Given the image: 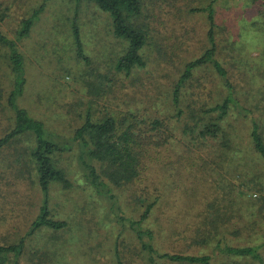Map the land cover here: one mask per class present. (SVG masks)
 Masks as SVG:
<instances>
[{"label": "rangeland", "instance_id": "rangeland-1", "mask_svg": "<svg viewBox=\"0 0 264 264\" xmlns=\"http://www.w3.org/2000/svg\"><path fill=\"white\" fill-rule=\"evenodd\" d=\"M41 1L0 0V31L15 38L22 19ZM189 2L163 0L157 7L160 2L154 0L158 12L154 25L158 34L153 35L163 38L165 30L171 29L174 22L182 31L184 26L194 28V33L196 28H204V16L186 14ZM203 3L204 0L193 2L195 5ZM170 5L180 7L170 14L167 13ZM72 8V0H49L29 35L17 43L26 61L27 79L25 95L19 99V104L40 118L47 128L65 137H70L82 124L87 112L93 120H101L110 114L120 117L132 111L146 140L155 138L156 142H161L156 149L161 153H158L159 163L148 170L152 182L138 181L126 188H115L113 192L121 209H111L108 199L96 195L84 183L73 153L57 155V165L65 171L69 185H51L49 207L52 217L66 221L67 226L61 230L44 228L24 237L38 214L41 196L31 165H22V161H27L25 155H22L24 160L20 156L15 159L22 152L19 147L23 141L10 145L0 154V244H14L24 238L19 264H117L118 255L122 264H151L125 220H139L148 205L144 197L140 200L142 190L161 195L153 214L141 223L144 229H152V243L159 251L212 254L216 262L222 260V256L215 253L212 241L209 245L190 243L191 238L198 237L199 227L208 233L209 224L199 225L204 224V218L214 215L213 206H218L234 220L243 222L241 218H252L258 223L255 230L262 233L264 185L248 183L246 169L232 176L224 171L225 167L216 168L217 155L208 150H217L214 147H218V141L208 143L203 137L199 138L201 116L207 121L209 115L216 116V112L204 115L202 109L220 103L226 95L219 76L207 67L198 71L183 88L179 116L170 91V81L175 75L155 66L152 60L147 67L134 68L129 74L117 72L115 60L123 47L113 37L107 15L93 6L83 7L78 18L84 51L91 62L86 65L75 57L69 30ZM216 9L219 17L225 15L227 26H231L236 17L234 10L232 13L231 9L229 12ZM182 11V17L178 18ZM151 20L148 16L144 18L145 22ZM247 32L248 35L237 39L239 46L235 49L230 48L228 42L221 46L220 35L216 39L221 43L218 59L227 69L239 106L247 110L244 113L241 107H232L223 125L231 121L237 125L243 150L249 139L251 119L264 125V36ZM190 36L197 44L194 34ZM193 48L185 52L191 54ZM5 54L6 50L0 47V81L4 97L11 83L4 67ZM4 97L0 102V134L13 117L2 103ZM153 119L160 122L158 129L149 124ZM257 156L250 152L244 158L252 159L254 170L248 171L249 176L264 183V162L257 163ZM226 190L230 192L225 195ZM153 198L150 196L149 200ZM118 215L124 216V221L119 220ZM229 239L231 241V237ZM261 254L264 257V248ZM155 264L178 263L158 259Z\"/></svg>", "mask_w": 264, "mask_h": 264}, {"label": "trees", "instance_id": "trees-1", "mask_svg": "<svg viewBox=\"0 0 264 264\" xmlns=\"http://www.w3.org/2000/svg\"><path fill=\"white\" fill-rule=\"evenodd\" d=\"M48 1L42 0L28 16L22 19L15 38L11 39L0 31V47L6 50L4 67L11 82L10 89L4 97L0 81V102L4 97L2 103L6 110L12 112L13 116L11 124L5 125L0 134V154L10 145L17 144L20 140L23 141L19 147L22 152H19L20 155L15 159L19 156L22 159V155H25L27 161L22 159L24 160L22 165L24 167L31 165L41 196L38 214L31 222L24 237L44 228L61 230L67 226L66 221L52 217L49 207L51 185L53 183L69 185L65 171L57 165V155L73 153L84 183L96 195L108 199L111 209H121L119 205L117 206L118 197L113 190L117 187L126 188L135 185L138 181L152 182L153 178L149 177L151 172L148 173V170L158 165V156L161 154L160 149L158 150L159 155L156 151L161 142H156L155 138L146 140L138 128L137 117L132 111H127L120 117L110 114L101 120H93L90 112H87L82 124L73 131L70 137H65L47 128L40 118L34 117L27 108L19 104V99L25 95L27 79L25 76L26 61L17 43L29 35L32 25L43 13ZM72 1L73 13L69 30L75 57L86 65L91 62L84 51L78 18L83 7L88 9L93 6L107 15L111 23L112 35L123 47V51L117 55L115 60L114 68L117 72L129 74L134 68L147 67L152 60L155 66H160L166 73L175 75L170 81V91L177 115L182 114L180 97L183 88L191 82L198 71L207 67L219 76L226 89V95L220 103L202 109L201 112L204 115L216 112V116L209 115L208 121L201 116V122H203L199 138L203 137L208 143H211L210 140L218 141V147L217 145L214 147L217 150H208L217 155L216 168L225 167L224 171L232 176L246 169L248 183L263 187L262 181L249 176V172L254 170L251 166L252 159L244 158V155L250 152L255 153L259 158L257 163L260 162L259 160L264 162V125L255 118L251 119L248 129L249 139L246 141L244 150L239 142L241 136L237 132V125L232 121L223 125L230 109L241 106L233 90V84L228 78L227 69L218 59V47L221 43L223 46L224 42H228L230 48L235 49L239 46L237 39L248 35L245 34L248 33L247 31H250L249 34L254 33L260 36V33L264 36V0H204L201 5H195L193 4L195 0H190L186 14L204 16L206 21L204 28H196V33H194V28L184 26L185 30L182 31V28L177 27L174 22L171 29L165 30L163 38H159L161 35L158 37L153 35V33L158 34L155 30L157 27L154 25V20H157L155 14H158L154 0ZM158 1L160 3L156 4L157 7L161 6L163 0ZM184 5L180 4L182 7ZM179 7L170 5L168 10H171L167 13H176ZM216 8L227 12L231 9L232 13L234 10L233 14L236 17L233 18L231 26H227L223 11V16L219 17ZM241 9H244V12L240 11ZM161 11H163L162 8ZM182 13L183 11L178 18L182 17ZM241 13L243 16H240ZM145 16L152 20L145 22ZM193 34L198 41L197 44L190 40V35ZM218 35L222 39L219 44L216 40ZM191 46L194 47L193 52L191 54L185 52L186 49L190 51ZM153 52H156L155 56L152 55ZM155 66L153 68H156ZM241 108L244 113L247 112L245 108ZM149 124L152 128L158 129L160 122L158 119H153ZM241 153L242 155L238 156ZM228 192L230 190H226L225 195ZM150 196L154 198L149 200ZM160 197L161 195L149 190H142L140 200L143 198L149 202L144 207L139 220L133 221L125 218L140 241L142 251L147 254L149 263L155 264L156 260L162 259L178 264H264V257L261 254V249L264 248V231L258 233L255 230L254 227L258 223L252 218H241L245 220L243 222L236 218L235 220L228 218L227 212L221 211L217 208L218 206H213L215 207L214 215L211 218H204V224L199 225L209 224L208 233L199 227L198 237L191 238L190 243L194 242L196 245L204 242L209 245L212 241L213 249L217 251L215 253L222 256V260L216 262V257L212 254H185L157 250L152 243L154 237L152 229H144L141 223L153 214ZM209 205L211 206L212 203ZM118 219L124 221V216L118 215ZM145 236L147 240L144 239ZM230 237L231 241H228ZM23 243L24 238L14 244H0V264H19ZM118 256L116 262L122 264Z\"/></svg>", "mask_w": 264, "mask_h": 264}]
</instances>
